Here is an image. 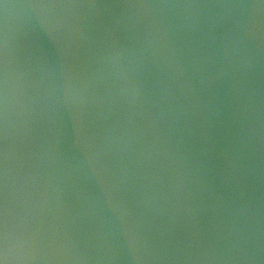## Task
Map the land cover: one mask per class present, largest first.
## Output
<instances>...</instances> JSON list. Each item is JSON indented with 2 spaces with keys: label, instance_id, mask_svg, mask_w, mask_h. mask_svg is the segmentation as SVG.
<instances>
[{
  "label": "water",
  "instance_id": "water-1",
  "mask_svg": "<svg viewBox=\"0 0 264 264\" xmlns=\"http://www.w3.org/2000/svg\"><path fill=\"white\" fill-rule=\"evenodd\" d=\"M0 264H264L261 0H0Z\"/></svg>",
  "mask_w": 264,
  "mask_h": 264
},
{
  "label": "snow or ice",
  "instance_id": "snow-or-ice-1",
  "mask_svg": "<svg viewBox=\"0 0 264 264\" xmlns=\"http://www.w3.org/2000/svg\"><path fill=\"white\" fill-rule=\"evenodd\" d=\"M264 3V0H261ZM2 115V113H0ZM7 201L4 187V161L0 155V235H3L6 248Z\"/></svg>",
  "mask_w": 264,
  "mask_h": 264
},
{
  "label": "clouds",
  "instance_id": "clouds-1",
  "mask_svg": "<svg viewBox=\"0 0 264 264\" xmlns=\"http://www.w3.org/2000/svg\"><path fill=\"white\" fill-rule=\"evenodd\" d=\"M5 250L7 251V248H5Z\"/></svg>",
  "mask_w": 264,
  "mask_h": 264
}]
</instances>
